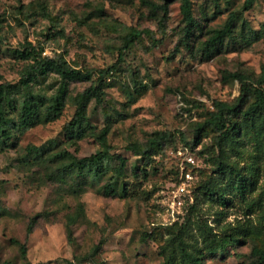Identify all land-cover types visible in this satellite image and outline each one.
Returning <instances> with one entry per match:
<instances>
[{"label":"rangeland","instance_id":"rangeland-1","mask_svg":"<svg viewBox=\"0 0 264 264\" xmlns=\"http://www.w3.org/2000/svg\"><path fill=\"white\" fill-rule=\"evenodd\" d=\"M191 3L197 27L187 42L182 0H0V85H13L18 106L27 93L19 84L30 63L19 56L25 50L92 75L68 83L59 119L45 122L42 109L22 130L18 114L11 116V140L0 146V264H264V139L243 132L221 152L218 134L198 132L216 101L240 97V82L228 74L264 91V0ZM231 15L234 37L211 49ZM133 31L145 33L127 48ZM61 84L50 73L31 87L51 98ZM91 87L101 101L86 102L89 127L76 138L68 126ZM161 134L163 148L151 158L129 148H146ZM186 143L194 145L187 148L201 189L174 219L168 205L178 161L164 148ZM64 151L77 158L107 152L105 176L80 188L62 171L56 155ZM118 156L127 160L123 177ZM221 161L253 177L254 191L241 197L224 188ZM109 182L119 195L104 194Z\"/></svg>","mask_w":264,"mask_h":264},{"label":"trees","instance_id":"trees-1","mask_svg":"<svg viewBox=\"0 0 264 264\" xmlns=\"http://www.w3.org/2000/svg\"><path fill=\"white\" fill-rule=\"evenodd\" d=\"M150 5L152 6L153 4ZM166 7L167 4L165 5V8ZM182 11L187 24L185 28V37L187 38V42H189V39L193 35V30L197 27L193 16L191 0H182ZM235 27L236 17L231 15L230 19L225 24V27L221 30L215 31L214 35L209 40V47L211 49H219L222 47L227 38L232 39L234 37L233 34ZM144 33L145 31H133L129 34L127 36V48H130L134 41L144 35ZM188 45L189 43H187V46ZM19 56L23 60L30 62L25 70L23 78L19 82V84L26 89L27 93L20 103V106H18L17 101L12 98L11 94V88H13V85L10 83H3L0 85V146L11 140V116L14 112L18 114V127L22 130L33 126L42 109H44L43 114L45 122L55 121L62 116L64 111L68 83L74 81H89L92 79L90 73H83L80 70L71 68L63 59L44 58L41 54L38 55L32 50H25L19 53ZM50 73L57 74L62 80V84L57 93L53 97L47 98L32 92L31 85L37 80V78L46 77ZM228 78L240 82V97L234 103L216 101L213 109L208 112V119L198 131L199 134H202L205 130L210 129L218 134V143L221 152L228 150L231 147L230 142L233 141L235 137L240 136L243 132L253 131L264 139L263 89L255 88L254 85L241 74H228ZM92 98H97L98 101H101L100 93L95 87L86 90L77 99V110L74 119L68 126L69 133L76 138H82L85 136L87 128L89 127L85 104ZM106 134L107 130L100 134V140L103 143L106 141ZM163 139L164 135L161 134L156 139L151 140L146 148L141 149L136 145H131L129 148L138 156L151 158L156 150H162ZM179 146L181 145H170L164 148V152L168 156L172 149H177ZM182 146H190L191 148H194V145L188 143ZM35 152L40 154L38 149H35ZM56 157L64 162L62 163V171L75 176L77 186L80 188L86 186L90 182H100L108 170L109 154L107 152L98 153L90 157L77 158L70 152L64 151L58 153ZM116 161V172L119 177H123L126 174L127 160L122 156H118ZM189 168L190 167H188V169ZM196 170H198L196 167L193 168L194 173ZM217 174L219 179L225 182L224 188L234 191L238 196L244 197L247 193H251L255 189L256 180L253 177L248 176L243 173L242 170L223 163L222 161L218 164ZM175 175V184H177L180 179V169L178 165L175 168ZM200 189L201 186L198 187L194 181L191 188L193 201L194 195ZM208 191H211V189L209 188ZM103 192L106 196L119 195L117 183L109 182L105 184ZM224 195V193H220L218 195V200H224ZM227 241V243H230L231 241H234V239L231 237ZM205 246L209 255H214L216 253V249L213 245L206 244L205 242ZM258 254L261 255L264 262V253L258 251ZM189 264H204L203 258H193Z\"/></svg>","mask_w":264,"mask_h":264},{"label":"built area","instance_id":"built-area-1","mask_svg":"<svg viewBox=\"0 0 264 264\" xmlns=\"http://www.w3.org/2000/svg\"><path fill=\"white\" fill-rule=\"evenodd\" d=\"M169 155L177 158L180 169V179L171 191L168 205L172 218L176 219L182 213L187 199L193 201L191 188L196 180L193 168L197 166V161L187 147L172 149Z\"/></svg>","mask_w":264,"mask_h":264}]
</instances>
